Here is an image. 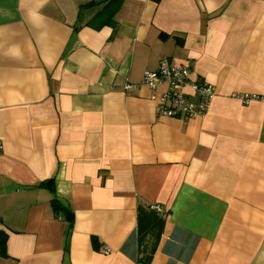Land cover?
Listing matches in <instances>:
<instances>
[{
    "label": "crops",
    "instance_id": "0c3cea01",
    "mask_svg": "<svg viewBox=\"0 0 264 264\" xmlns=\"http://www.w3.org/2000/svg\"><path fill=\"white\" fill-rule=\"evenodd\" d=\"M88 1L0 0V264H264V0ZM163 57L205 115L125 87Z\"/></svg>",
    "mask_w": 264,
    "mask_h": 264
},
{
    "label": "built area",
    "instance_id": "2783aa9c",
    "mask_svg": "<svg viewBox=\"0 0 264 264\" xmlns=\"http://www.w3.org/2000/svg\"><path fill=\"white\" fill-rule=\"evenodd\" d=\"M190 76L189 64H181L163 57L155 70L144 72L139 84L127 83L125 87L134 88L144 85L150 88V98L155 103L157 116L187 120L205 115L214 96V90L209 83L193 80ZM159 88L162 90L159 91ZM233 97L243 104L252 101L264 102V93H235ZM149 207L158 212L162 211L158 203L151 204ZM104 249L106 252L109 251L107 247Z\"/></svg>",
    "mask_w": 264,
    "mask_h": 264
},
{
    "label": "trees",
    "instance_id": "16d2710c",
    "mask_svg": "<svg viewBox=\"0 0 264 264\" xmlns=\"http://www.w3.org/2000/svg\"><path fill=\"white\" fill-rule=\"evenodd\" d=\"M120 1L121 0H90L84 4H81L78 8V11L80 12L83 9L93 7L99 3H103L102 7L92 17V20L95 22L96 27L98 28L104 25H108L113 21L114 14L119 8ZM41 185L50 189V191L54 190L53 178L43 181ZM50 204L55 213L62 212V214L65 215V218L69 222L68 228H70V225L72 223V214L69 208H67V206L64 205L63 202L57 197H52ZM5 244H6V233L0 231V256L6 255Z\"/></svg>",
    "mask_w": 264,
    "mask_h": 264
}]
</instances>
